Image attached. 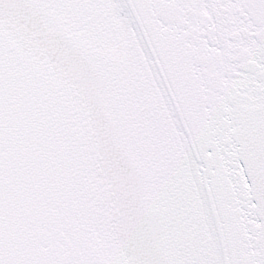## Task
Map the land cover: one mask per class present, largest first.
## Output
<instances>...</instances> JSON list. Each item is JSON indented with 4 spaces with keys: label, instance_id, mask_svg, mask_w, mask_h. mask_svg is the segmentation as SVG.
Wrapping results in <instances>:
<instances>
[{
    "label": "snow or ice",
    "instance_id": "snow-or-ice-1",
    "mask_svg": "<svg viewBox=\"0 0 264 264\" xmlns=\"http://www.w3.org/2000/svg\"><path fill=\"white\" fill-rule=\"evenodd\" d=\"M0 264H264V0H0Z\"/></svg>",
    "mask_w": 264,
    "mask_h": 264
}]
</instances>
